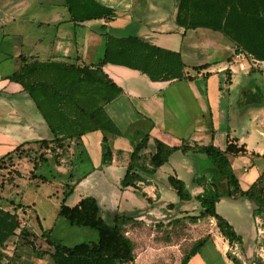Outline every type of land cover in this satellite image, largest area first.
I'll use <instances>...</instances> for the list:
<instances>
[{"label": "crops", "instance_id": "0c3cea01", "mask_svg": "<svg viewBox=\"0 0 264 264\" xmlns=\"http://www.w3.org/2000/svg\"><path fill=\"white\" fill-rule=\"evenodd\" d=\"M95 1L110 8L112 15L80 22L72 19L66 0H0V157L22 143L30 142L22 147L26 148L35 144L33 141L53 138L30 95L8 76L23 63L33 62L46 65L49 70L62 71L65 66L94 69L105 54L107 36L123 37V45L136 37L150 46L179 52L185 75L193 78L153 81L125 65L102 66L103 72L122 89L121 94L103 106L120 131L118 135L107 133L111 160L106 164L101 162L103 132H87L79 139L64 141L70 157L55 161L60 173L57 176L67 172L63 177L66 182L74 188L87 186L93 193L96 191L91 187L98 184L96 181L107 185L108 178L119 175L121 180L134 145L132 134L141 131L149 134L143 151L147 156L153 151L154 139L176 147L213 144L224 150L228 141L237 147L244 145L245 154L230 155L229 160L241 187L247 189L264 164V62L256 63L235 52V46L221 32L207 28L185 30L179 26L178 0ZM203 63L209 66L193 69ZM231 107L236 109L235 118L231 120L232 127L225 128V115ZM209 163L204 154L192 148L186 152L174 151L155 173H140L143 180L137 182L139 189L121 188L119 183L115 213L144 224L146 218H154L161 204L169 202L175 211L171 219L197 215L200 205L194 196L211 180L215 181ZM169 175L184 182L193 197L191 200H179L167 183ZM96 194L106 200L104 191ZM235 201L222 197L216 203L217 212L232 225L223 209ZM43 221L41 226L45 228ZM209 221L215 226L214 220ZM199 224L200 220L193 225ZM212 231L206 233L210 234L209 240L187 264H209L211 259L223 257L230 264L225 255L227 241L214 228ZM181 242H185L184 238L178 241L174 238L171 245L179 249ZM179 262L180 257L176 264Z\"/></svg>", "mask_w": 264, "mask_h": 264}, {"label": "trees", "instance_id": "16d2710c", "mask_svg": "<svg viewBox=\"0 0 264 264\" xmlns=\"http://www.w3.org/2000/svg\"><path fill=\"white\" fill-rule=\"evenodd\" d=\"M66 5L72 19L80 22L109 17L113 12L95 0H66ZM176 23L185 30L207 28L221 32L235 46V52L250 56L255 62H264V0H178ZM128 41L123 45V37L107 36L105 54L94 69L87 66H65L62 71L59 68L49 70L48 66L34 65L33 62L23 63L19 70L8 76L9 80L22 85L47 122L53 138L33 143L54 154L56 161L57 150L64 148L65 140L79 139L83 134L95 130L103 132L102 164L111 160L107 133L118 135L120 131L103 106L121 94L122 89L103 72L102 66L105 64L125 65L137 69L153 81L193 78L185 75V65L179 52L150 46L136 37L129 38ZM207 66L208 63H203L193 66V69L200 70ZM132 140L134 145L120 180L121 188L131 186L139 189L137 182L143 180L140 173H155L176 150L186 152L192 148L204 154L213 169L211 175L215 181L211 180L200 194L194 196L200 205L199 213L177 217L165 224L158 223L157 226L177 227L185 222L195 224L199 220L213 219L217 232L227 244L230 247L237 245L242 248V236L217 212L216 203L222 197L244 199L253 205L252 215L264 219V171L247 189H243L229 160L230 155L245 154L244 145L237 147L233 141H228L225 149L221 150L213 144L196 147L182 144L176 147L154 139L153 151L147 156L143 151L147 148L149 134L136 131L132 134ZM25 144L30 142L18 145L0 157V169L7 166L5 162L7 159L11 160L13 154L21 153ZM39 160L48 162L44 153L39 155ZM36 169L37 163H34L31 177L46 182V176L35 174ZM17 174L21 177V173ZM167 183L180 201L193 198L184 182L176 176L169 175ZM220 183H224V188ZM73 191L74 186L64 190L57 215L72 226L96 231V241L63 244L51 238L50 229H45L39 224L42 231L40 237L45 239L51 250H37L33 243V239L38 238L37 234L28 224L21 223L16 212L0 206V264H11V257L5 247L13 239L35 249L39 258L45 254L49 255L51 264H133L136 259V243L127 234L126 226L136 227L143 222L119 213H115L111 222H107L101 214L97 199L91 195L80 198L74 204H66V199ZM142 195L145 196L144 193ZM146 199L151 201L150 198ZM209 238V234H205L194 240L190 248L180 256L179 264H187ZM172 241L173 238L169 244ZM225 255L232 264H242L230 250L226 251ZM251 261L264 264L257 256Z\"/></svg>", "mask_w": 264, "mask_h": 264}, {"label": "rangeland", "instance_id": "374dc122", "mask_svg": "<svg viewBox=\"0 0 264 264\" xmlns=\"http://www.w3.org/2000/svg\"><path fill=\"white\" fill-rule=\"evenodd\" d=\"M235 110V107H231L228 114L225 115V122L223 123L225 128L227 126L232 127L231 120L235 118ZM67 144L68 142L66 141L65 145ZM21 151V153L17 152L18 154H13L11 160L7 159L5 162L7 166L0 169V206L16 212L21 223L28 224L30 229L37 234L38 238L33 239L37 250L47 252L51 250L45 239L40 237L42 231L39 224H41L40 221L42 219L44 220V227L51 230V238L63 244L72 245L78 242L96 241V231L85 227L72 226L65 219L57 215L64 190L73 185L66 182L63 178L64 176L66 177L67 172L62 177L57 176L60 173L54 164L56 161L55 155L47 150H43L38 144L21 148ZM59 151L57 150V161H60L62 158L66 161L70 157V151L67 147L63 148L62 152ZM41 153H44L45 157L48 158L47 163L39 160ZM18 160L20 161L18 162ZM34 163H37L35 174L44 175L49 181L43 182L40 179L31 177ZM211 170L213 169L209 163V171L211 172ZM19 171L24 175L18 177L17 173H20ZM262 171H264V164L260 166V173ZM120 174H123V170ZM119 176L108 178L107 185L99 184L101 181H96L98 184L91 187L97 193L104 191L106 193V200L100 195L98 196L96 192L93 193L87 186L81 188L80 185H76L73 193L66 199V204H74L84 196L93 195L97 198L103 218L107 222H111L112 216L117 209L116 202H118L120 196V193L116 192L120 183ZM101 200H104V202ZM170 204L169 202L161 204L160 210H156L157 214L153 216L154 218H146L144 224L136 227L126 226L127 234L136 243L135 260L138 264H176L177 258L190 248L194 238L206 233L212 234L213 231L211 232V229L213 228L214 232L218 236H221L216 232L213 222L209 221L210 219L205 220V222H203L204 220H200V224L197 226L188 222L177 227L157 226L158 223L165 224L175 216L173 205ZM252 208L253 205L250 202L239 199L228 205H224L223 209L230 217L234 229L242 236L243 240L242 248L237 245L233 247L228 245L227 251L230 250L232 254L241 260L242 264H255L251 261L254 256L264 261V219L254 217L252 215ZM172 238H176V241L184 238L185 242H181V247L177 249V247L169 244ZM5 250L11 257V264H51L49 255L45 254L42 258H39L35 249L22 244L21 241L13 239L8 242ZM208 258L210 259L209 256ZM228 261L232 264L230 260ZM209 264H228V262L223 257L218 258V260L215 258L211 259Z\"/></svg>", "mask_w": 264, "mask_h": 264}, {"label": "built area", "instance_id": "2783aa9c", "mask_svg": "<svg viewBox=\"0 0 264 264\" xmlns=\"http://www.w3.org/2000/svg\"><path fill=\"white\" fill-rule=\"evenodd\" d=\"M245 55V54H244ZM250 57V56H249ZM255 62V61H254ZM256 63H258V62H256Z\"/></svg>", "mask_w": 264, "mask_h": 264}]
</instances>
